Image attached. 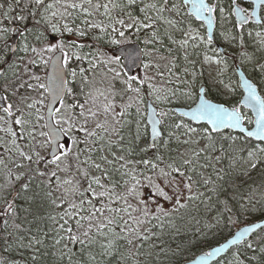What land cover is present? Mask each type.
Returning a JSON list of instances; mask_svg holds the SVG:
<instances>
[{
    "label": "snow or ice",
    "instance_id": "snow-or-ice-1",
    "mask_svg": "<svg viewBox=\"0 0 264 264\" xmlns=\"http://www.w3.org/2000/svg\"><path fill=\"white\" fill-rule=\"evenodd\" d=\"M216 30L264 77V0H0V264H264V90L198 86L237 91Z\"/></svg>",
    "mask_w": 264,
    "mask_h": 264
},
{
    "label": "trees",
    "instance_id": "trees-1",
    "mask_svg": "<svg viewBox=\"0 0 264 264\" xmlns=\"http://www.w3.org/2000/svg\"><path fill=\"white\" fill-rule=\"evenodd\" d=\"M222 2H223L224 4H226V3H227V0L222 1ZM18 34H19V40H20V38H21L20 33H17V35H18ZM14 35H15V33L12 34V36H14ZM215 35H216V39H215L216 42H217L218 44L220 43V44L223 45L224 43L222 42V40H221V38H220V35L217 34V31H216V34H215ZM214 46H215V44H214ZM229 47H230V48L225 47V50H226L225 53L227 54V58H228V60H229L230 62H232V63L235 64L236 62L239 61V60H238V55H237V53H238L239 50H237V48L234 47V46H230V45H229ZM232 48H233L234 50H233ZM243 66H244V68L247 70V72L249 73V75L252 76V77L255 79V81H257V83L259 84L261 90H264V77H261L259 73H254V72H253V69L251 68V66H250V67L245 66V65H243ZM234 67H235V66H234ZM233 70H234V75H235V77L237 78V76H236V74H235V69H233ZM237 79H238V78H237ZM202 83L207 84V86H208L207 91H208V93H209V96H211L212 98H214V99H216V100H220V101H224V102H228V103H230V102H235V100H237V98H238V97H236L237 95L224 96L220 91L215 90V89L209 87L208 82H207V78H206L205 76H203V77L200 78L199 83H198V86L201 85ZM263 93H264V92H263ZM238 99H239V98H238ZM262 179H264V178H262V177L259 175L258 172H253V173L251 174V178H250V179L247 178V177H241V178L237 181V183H243L245 180H247V184L244 185L245 187H247L248 184H260ZM231 191H232L231 188H229V189H228V193H226L225 195L231 193ZM222 198H223V197H222ZM251 220H252V218L247 217V216H244V217L242 218V223H241V224H244V223L250 222ZM241 224H238V225L236 226V228H237L238 226H240ZM3 228H4V220H2V223H1V225H0V230H3ZM236 228L232 229L231 231L233 232ZM230 234H231V233H230L229 231H225V232H223L222 234L218 235L216 238H211V237H210V244H211V245H214V244H216V243L222 241V240L225 239L226 237H228ZM184 239H186V238H184ZM200 251H201L200 246L193 247V248L191 249V251L187 254V259H188V260L191 259L195 254L199 253ZM184 261H185V257H178V258H177V261H176V264H183Z\"/></svg>",
    "mask_w": 264,
    "mask_h": 264
},
{
    "label": "rangeland",
    "instance_id": "rangeland-1",
    "mask_svg": "<svg viewBox=\"0 0 264 264\" xmlns=\"http://www.w3.org/2000/svg\"><path fill=\"white\" fill-rule=\"evenodd\" d=\"M221 2V1H220ZM221 3H223V2H221ZM217 34H219V30H217ZM222 40V42L224 43L223 45L225 46V47H227V48H230L229 47V45L223 40V39H221ZM213 47H215V46H213ZM235 47V46H234ZM218 49H219V47H218ZM233 49V48H232ZM234 50V49H233ZM238 50V49H237ZM211 54V53H210ZM237 55H238V53H237ZM238 60L240 61V59H239V56H238ZM229 64H230V67L228 68V70L225 72V75L223 76V77H220V79H223L224 81H225V83H228L229 81L231 82V84H232V86H234V87H236V89H237V91H236V93H234L233 95H237L236 97H238V98H240V96H241V94H242V91H241V88L239 87V81H238V79L235 77V75H234V63H232V62H230L229 61ZM248 67H250V65H248ZM215 68H216V66L215 65H213L212 66V73H213V75H215ZM206 78H207V82H208V85H209V87H211V88H213V89H215V90H218V91H220L221 93H223L225 90H224V88H223V85H217V84H215L210 78H209V75H208V69H207V67H206V69H205V75H204ZM224 96H229V95H225V94H223ZM237 98V99H238ZM244 111H248L247 109H243ZM249 115H251V113H249ZM2 220H3V218L2 217H0V225H1V223H2ZM173 247H175V244L173 245Z\"/></svg>",
    "mask_w": 264,
    "mask_h": 264
},
{
    "label": "water",
    "instance_id": "water-1",
    "mask_svg": "<svg viewBox=\"0 0 264 264\" xmlns=\"http://www.w3.org/2000/svg\"><path fill=\"white\" fill-rule=\"evenodd\" d=\"M17 38H18V35H17V33H15V35L12 36V40L17 41ZM237 65H239V67H237ZM235 73H236V75H237V77H238V81H239V83H240V79H241V73H244V78H246V79L250 78V79H252L254 82L257 83V81H255V79H254L252 76L249 75V73L247 72V70L244 68V66H243L239 61L236 62V65H235ZM257 84H258V83H257ZM258 85H259V84H258ZM203 86H204L205 89H206V85L204 84ZM259 88H260V86H259ZM206 90H207V89H206ZM241 90H242V93H243V89H242V88H241ZM262 94H263V92H262ZM241 95H242V94H241ZM209 98L213 99L214 102L226 103V102H224V101L216 100V99H214V98H212V97H210V96H209ZM176 107H177V108H180V109H184V110H186V108H185L184 105H177ZM250 222H251V221H250ZM250 222H247V223L241 224V225L238 226L237 228H239V227H243V226H246V225L249 224ZM237 228H236V229H237ZM236 229H235V230H236ZM235 230H234V231H235ZM234 231H233V232H234ZM230 235H231V234H230ZM230 235H229L228 237H226V238H230ZM226 238H225V239H226ZM225 239H223L221 242H224ZM217 244H218V243H217ZM217 244H214V245H217ZM214 245H213V246H214ZM199 254H200V253L194 255L191 259L196 258ZM191 259H189V260H191ZM183 264H185V262H184Z\"/></svg>",
    "mask_w": 264,
    "mask_h": 264
},
{
    "label": "flooded vegetation",
    "instance_id": "flooded-vegetation-1",
    "mask_svg": "<svg viewBox=\"0 0 264 264\" xmlns=\"http://www.w3.org/2000/svg\"><path fill=\"white\" fill-rule=\"evenodd\" d=\"M221 2L222 1H225V0H220ZM217 31V30H216ZM216 31H215V34H216ZM215 48H218V43L216 42V40H215ZM236 65V63L234 64V66ZM234 69H235V67H234ZM236 74V73H235ZM205 83H202L201 85H204ZM206 85V89H208V86H207V84H205Z\"/></svg>",
    "mask_w": 264,
    "mask_h": 264
},
{
    "label": "bare ground",
    "instance_id": "bare-ground-1",
    "mask_svg": "<svg viewBox=\"0 0 264 264\" xmlns=\"http://www.w3.org/2000/svg\"><path fill=\"white\" fill-rule=\"evenodd\" d=\"M218 47H219V49H221L224 53L226 52V50H225V46L224 45H222V44H218ZM221 242V241H220ZM219 243V242H218ZM217 244V243H216ZM200 253V252H199ZM198 254V253H197ZM196 255V254H195ZM185 262V261H184Z\"/></svg>",
    "mask_w": 264,
    "mask_h": 264
}]
</instances>
